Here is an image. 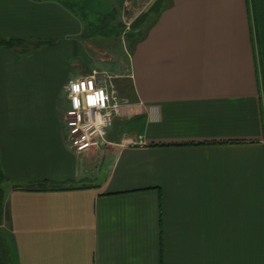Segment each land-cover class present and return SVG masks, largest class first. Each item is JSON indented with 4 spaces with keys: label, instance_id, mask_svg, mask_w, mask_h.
<instances>
[{
    "label": "crops",
    "instance_id": "0c3cea01",
    "mask_svg": "<svg viewBox=\"0 0 264 264\" xmlns=\"http://www.w3.org/2000/svg\"><path fill=\"white\" fill-rule=\"evenodd\" d=\"M73 3L93 18L132 0H0V41H21L0 44L11 264H264V0L150 5L117 81L131 96L84 153L65 86L124 59Z\"/></svg>",
    "mask_w": 264,
    "mask_h": 264
},
{
    "label": "built area",
    "instance_id": "2783aa9c",
    "mask_svg": "<svg viewBox=\"0 0 264 264\" xmlns=\"http://www.w3.org/2000/svg\"><path fill=\"white\" fill-rule=\"evenodd\" d=\"M107 71L92 70L66 86L68 105L62 114L65 144L76 153L108 145L106 136L113 127L121 102Z\"/></svg>",
    "mask_w": 264,
    "mask_h": 264
},
{
    "label": "rangeland",
    "instance_id": "374dc122",
    "mask_svg": "<svg viewBox=\"0 0 264 264\" xmlns=\"http://www.w3.org/2000/svg\"><path fill=\"white\" fill-rule=\"evenodd\" d=\"M156 0H132V3L130 4V7H126V9H122L121 11L116 12H109V16L107 19L103 20V17H106L105 14L98 13V15H95V17L91 18L88 12H90L89 8L82 9L81 7L77 6L76 3L71 4L72 9L75 10L76 13H79L80 15L84 16L85 19L91 20L90 22H93L92 27L88 31H86L85 39L87 41H91L94 43V45L97 47L99 45L100 47L109 50L110 52L116 53L120 55L122 53L123 59H124V68H122V73H117V71H109L106 70L111 76L113 77V84L115 86V89L118 88L117 81L124 80L123 82L129 81L127 79V76L125 75L127 73V68L129 66V58L128 56L132 53V49L134 44L138 41L140 38V35H142V31H137L133 29V25L135 21L141 20L145 14L148 12V8L150 5H152ZM158 3L155 4V8L150 13L151 15H155L160 8H163V4ZM73 5V6H72ZM129 8V9H128ZM85 10V11H83ZM102 27L101 30H98L97 27ZM100 33H104V35H101ZM93 46V45H92ZM117 55V57H119ZM123 67V66H122ZM114 68V67H113ZM94 70H103V69H94ZM104 71V70H103ZM127 85V84H125ZM125 90H127V95L121 94L119 92V89L117 91L118 99L121 102V107L125 103L126 98H130L129 89L128 86L125 87ZM122 96L124 97L123 99Z\"/></svg>",
    "mask_w": 264,
    "mask_h": 264
},
{
    "label": "trees",
    "instance_id": "16d2710c",
    "mask_svg": "<svg viewBox=\"0 0 264 264\" xmlns=\"http://www.w3.org/2000/svg\"><path fill=\"white\" fill-rule=\"evenodd\" d=\"M158 4V3H155ZM155 8V6L152 8ZM157 12V11H156ZM109 15H107L106 17H103L102 19L105 20L108 18ZM143 22V18L138 21H135L134 25H133V29L137 30L138 27L141 25V23ZM89 26L87 27L86 31H88V29L90 28H95L94 26L92 27V23H88ZM97 27V26H96ZM98 30H101L102 27H97ZM101 35H104V33H100ZM142 37V35H140V38ZM140 38L138 40H140ZM21 43V41L19 40H13V39H9V40H1L0 44L6 48H11L14 47V45ZM35 45H39V44H35ZM9 180L8 178L4 175L2 168H1V163H0V264H11L10 261V255H9V249L7 247L6 241H5V236L2 233L1 230V226L3 225L4 222V216H5V212H4V188L6 185H8ZM28 189L31 190H41V187H29Z\"/></svg>",
    "mask_w": 264,
    "mask_h": 264
}]
</instances>
